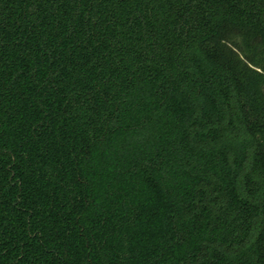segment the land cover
<instances>
[{"label":"trees","instance_id":"16d2710c","mask_svg":"<svg viewBox=\"0 0 264 264\" xmlns=\"http://www.w3.org/2000/svg\"><path fill=\"white\" fill-rule=\"evenodd\" d=\"M0 264H264V0H0Z\"/></svg>","mask_w":264,"mask_h":264}]
</instances>
